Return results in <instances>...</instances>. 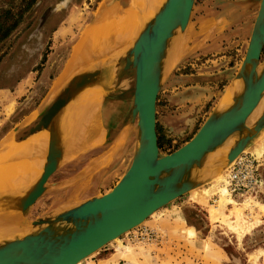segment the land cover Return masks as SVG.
Listing matches in <instances>:
<instances>
[{"label": "rangeland", "instance_id": "1", "mask_svg": "<svg viewBox=\"0 0 264 264\" xmlns=\"http://www.w3.org/2000/svg\"><path fill=\"white\" fill-rule=\"evenodd\" d=\"M250 2L255 0H195L188 27L178 31L171 44L157 98L161 156L189 142L237 82L258 14L257 4ZM129 7L130 0H0V24L4 30L13 27L0 42V142L5 138L16 144L13 140L29 135L50 105L51 89L85 32L101 23L110 10L121 14ZM131 43L128 48L125 44L121 47L128 50ZM119 48L95 56L88 68H102L117 56V62L123 60L126 50ZM113 65L117 67V63ZM123 66L124 62L118 63V70ZM126 75L131 92L133 73ZM92 93L100 103L103 140L85 145L81 140L80 146L81 138L68 140L67 156L51 177L48 194L27 212L25 224L107 194L129 169L138 147L137 124L129 123L113 143V153L109 152V142L102 144L107 134L103 100L98 92ZM229 100L230 96L221 102L228 105ZM87 102L95 103L91 99ZM261 107L249 125L253 126L264 110V101ZM235 140L220 150L218 157L213 155L216 164L209 165V180L203 186L138 227L155 230L161 236L156 244L133 242L130 237L137 233L136 228L81 264H264V169L263 188L256 198L233 200L226 190L227 176L225 181L216 180L225 174L221 156ZM260 144L264 150V134L247 153L255 155ZM122 145V151L114 153ZM209 190L208 198L195 201L199 191L201 195ZM2 226L24 230L17 217L3 219L0 229Z\"/></svg>", "mask_w": 264, "mask_h": 264}, {"label": "water", "instance_id": "2", "mask_svg": "<svg viewBox=\"0 0 264 264\" xmlns=\"http://www.w3.org/2000/svg\"><path fill=\"white\" fill-rule=\"evenodd\" d=\"M194 3L195 0H167L124 52L123 60L117 62V56L102 68L90 70L89 67L72 76L50 101L29 135L20 140L26 141L41 130L51 129L43 173L17 204V211L26 218L27 212L50 190L49 180L67 156L69 137L66 140L61 120L64 114H71L73 104L83 92L102 86L103 104L123 97L128 107L126 124L136 122L138 131V147L132 163L110 192L54 216L26 223L25 231L0 234V264L84 262L117 238L141 226L155 212L203 186L209 180L210 173L206 174L211 168L209 165L216 164L218 156L214 159L213 155L235 138V143L222 156L224 172H227V168L264 130V110L254 125H249L264 101V65L261 66L264 0H255L250 4H257V18L245 58L236 74V81H242V91L227 109H220L218 105L189 142L161 156L157 98L171 44L178 31L188 27ZM122 62L123 71L118 70V63ZM113 63H117V67ZM128 73H133L131 92H128Z\"/></svg>", "mask_w": 264, "mask_h": 264}, {"label": "bare ground", "instance_id": "3", "mask_svg": "<svg viewBox=\"0 0 264 264\" xmlns=\"http://www.w3.org/2000/svg\"><path fill=\"white\" fill-rule=\"evenodd\" d=\"M166 1L167 0H130V7L128 9H126L125 11H123L121 14L116 12V11H113V9L110 10L109 14L105 17V19L101 23H99L97 26L90 29L89 31L85 32L82 40L80 41L78 46L73 51L72 60L69 64L68 68L66 69V71L62 75V77L60 76L61 79L60 80L58 79L59 82L58 83L56 82L57 85L54 87L53 92L51 93L49 98L50 99L55 98L64 89L62 87H64V85L66 86L67 82H69L71 80L72 76H74L76 73H78L81 70L87 69L89 67V64L91 63V61L93 60V58L95 56H96V58L100 54L103 56L102 53H105V51H107L111 48L114 49V47H118V46H120V48L123 47V49L125 51L128 48V43L133 41V43H131V44H134V42L136 41V39L138 38V36L142 32V30L145 28L147 23L155 17L158 9H160ZM111 2H114V0H109V3H111ZM124 44L127 45L126 46L127 48H124V46L121 47V45H124ZM115 50H116V48H115ZM118 50H117V52H118ZM109 52L111 54L113 51L112 52L109 51ZM121 52L123 53L122 50H121ZM121 54H119V55H121ZM107 57H109V56H107ZM100 58H102V57L100 56ZM242 88H243V84H242V81H240V80L237 83H235L233 86H231L228 89V91L221 98L220 103H219V106H220L219 108L220 109H227L228 107H230L233 103V98L242 91ZM94 91L98 92L101 100H103V97H104L103 87L97 85L93 88L87 89L85 92H83L78 97L77 103L73 107L71 114L66 113L62 116L63 118L61 120V128L64 132L66 140H67V136L70 139V135L68 134V133H70V130L67 129V125L65 127L64 124L67 121H69V118L73 115V113L76 114V117L74 118V123H73V125H74L73 133L75 132L76 136L81 137V133H82V136L85 135L87 137V141H89L91 143H93V142L97 143L98 141H100V138H102L101 134H99L97 132L98 131L97 125L95 124V120L97 119L96 118L97 116L94 112V105L92 103L87 102V103H84V105L82 104V106H80L81 109L78 106L81 102V99L89 96L90 94L92 95L93 94L92 92H94ZM100 92L103 93V95ZM229 96H230V100L228 102V105L221 102L222 100L224 101V99L226 97H229ZM95 111H96V109H95ZM94 125H95V130H96V133L98 134V136L95 133ZM45 134L47 135V143H46L47 144L46 152H47V148L49 146L50 137H51V129L41 130V131L35 133L34 135H32L26 141H19V142H21V143L29 142L33 138L42 137ZM262 134H264V130L253 141V143L249 146V148L246 149L245 152H247V150H249L253 145H255L257 140H259L261 138ZM106 136H107V134H106ZM37 142L38 141L32 142V144L30 145V148H29L30 152H34V153L36 152V150H34V148H36ZM79 142H81V140ZM66 144H67V142H66ZM27 145L29 146V143ZM24 148H26V147L24 146ZM262 151L264 152V150L262 149V145L260 144L254 150V153L257 156V158H259V156L261 154H263ZM218 155H219V153L215 156H218ZM46 156H47V153H45V156L43 158L44 160H43L41 167H40L41 170H40L39 176L36 177V180L33 181L32 183H30L28 186H27V184H28L27 183L28 182V172L23 171L24 170L23 166H22L23 170H21L22 171L21 174H19L20 172L17 173V171H15L16 172L15 174H14V172L12 173V171H14L18 168V167L17 168L14 167L13 165H12L13 167L11 166L12 167L11 170H4L3 168L0 167L2 169V170L0 169V224L3 222V219H12V218L17 217L18 220H20L19 219V217H20L23 221L22 222L23 225H21L22 228L24 227L25 229H27V226L24 222V216L21 214V212L17 211V204H18V202L22 196L21 195L15 196L16 195L15 192L22 194L25 191V193L23 194V195H25L26 192L28 191V189L39 179V177L43 173V167H44V164L46 162ZM27 157H29V156H11V157H9V159H10V161L11 160L14 161V160H17L20 158L25 160V158H27ZM1 158H4V156ZM13 161H11V162H13ZM233 164H234V162L230 165V167H232ZM5 166H6V164H5ZM37 166H38V164H37ZM229 168H227V172L225 171L226 172L225 174L220 175V177H217L216 180L219 179L221 181H225L226 176L228 179V175H226V174H228ZM17 170L20 171L19 168ZM217 182H220V181H217ZM226 184H227V180H226ZM194 190H196V189H194ZM194 190H192L191 192H193ZM198 193L195 195L194 199H195V201L198 200V202H200V200H202L203 197L208 198L211 191L209 190V193L205 192V194H203L204 192L201 193V195L203 194L204 196L198 195ZM227 193L229 194L228 191H227ZM157 212H155V213H157ZM213 214L216 215L215 213H213ZM214 215L212 217H214ZM14 231H15L14 227L11 229V228H3V226H2V229H0V234H10ZM20 231H22V229ZM23 231H25V230H23ZM118 239H120V238H117L116 240H118ZM116 240H114V241H116Z\"/></svg>", "mask_w": 264, "mask_h": 264}, {"label": "crops", "instance_id": "4", "mask_svg": "<svg viewBox=\"0 0 264 264\" xmlns=\"http://www.w3.org/2000/svg\"><path fill=\"white\" fill-rule=\"evenodd\" d=\"M77 45V44H76ZM75 45V46H76ZM75 48V47H74ZM74 48H73V50H74ZM72 56H73V51H72V54H71V56H70V59H69V61H68V63H67V65H66V67L64 68V70H63V72L61 73V77H62V75L65 73V71H66V69L68 68V66H69V64H70V62H71V60H72ZM58 77L57 78V80L55 81V83H54V85H53V87H52V89H51V92H50V94H49V97H50V95H51V93L53 92V89H54V87L57 85V83L59 82V80L61 79V77ZM59 79V80H58ZM57 82V83H56ZM68 83V82H67ZM64 87H65V85H64ZM64 87H62V88H64ZM62 90V89H61ZM60 90V91H61ZM59 91V92H60ZM57 95V94H56ZM94 96H91V95H89V96H87V97H84L83 99H81V102H80V104L78 105L79 106V108H80V106H82V104L84 105V103L86 102V100H89V99H91V100H94L95 101V103H94V112H95V114H96V120H95V124L97 125V127L100 129V133H101V137L102 138H100V141H98L97 143L98 144H100L101 143V141L103 140V137H104V131H103V129H102V127H101V124H100V120H99V118H100V103H99V101H97V99L95 98ZM123 97H120V99L119 100H115V101H112V102H108V103H106V104H103L102 103V110H103V124H104V127L106 128V130H107V136H106V139L104 140V142H102V144L103 143H107V141L109 142L108 143V149H109V152H112L113 153V149H112V145H113V143L115 142V140L117 139V138H119V136L121 135V132L126 128L127 129V124H126V117H127V101L125 100V99H122ZM78 99V98H77ZM76 103H77V100H76V102L73 104V107L76 105ZM81 109V108H80ZM95 109H96V111H95ZM78 111V110H77ZM93 112V113H94ZM78 113V112H77ZM76 117V114L75 113H73V115L69 118V121H67L64 125H65V127H66V125H67V129H69L70 130V133H68L69 135H71V141L72 142H74L75 140L73 139V137H78V136H76V133L74 134L73 133V127H74V125H73V123H74V118ZM73 120V121H72ZM74 134V135H73ZM78 138H81L80 140H82L83 141V145H85V144H87L88 143V141H87V137L84 135V136H82V133H81V137H78ZM16 144H13L12 142H10V141H8V140H5V138H3L2 139V141L0 142V167L1 168H3L4 170H11L12 169V167L14 166V167H18L19 169H20V171L19 170H14V171H12V173L14 172V174L16 173L15 171H17V173H19V174H21V170H23V171H27L28 172V184H27V186L30 184V183H32L33 181H35L36 180V177H38L39 176V174H40V170H41V164H42V162H43V158H44V156H45V153H46V147H47V135L45 134L44 136H42V137H37V138H33L31 141H29V142H25V143H21V142H19V141H17V140H13ZM35 141H38L37 142V146H36V148H34V150H36V152L34 153V152H30L29 151V148H30V145L32 144V142H35ZM87 142V143H86ZM29 143V146L27 145ZM80 143L81 142H79V144H78V146H80ZM93 144H96V142H93ZM125 145V144H124ZM124 145H122V146H120V148L119 149H117V148H115V150H114V153H116L117 151L119 152V151H122V148H123V146ZM24 146L26 147V148H24ZM22 147V148H21ZM26 152H25V151ZM24 152V153H23ZM30 154H29V153ZM23 154V155H22ZM25 154V155H24ZM27 154V155H26ZM4 156V158H1V157H3ZM11 156H29V157H27V158H25V160L24 159H22V158H20V159H17V160H11V161H13V162H11L10 161V159H9V157H11ZM65 157L66 156H64V159H65ZM15 158V157H14ZM27 159V160H26ZM23 160V161H22ZM30 160V161H29ZM36 160V161H35ZM4 161V162H3ZM34 162V163H33ZM8 163V164H7ZM15 163V164H14ZM4 164V165H3ZM5 164H6V166H5ZM34 164V165H33ZM37 164H38V166H37ZM13 165V166H12ZM9 166V167H8ZM12 166V167H11ZM20 166V167H19ZM22 166H23V169H22ZM0 168V169H1ZM35 168V169H34ZM31 169V170H30ZM2 170V169H1ZM30 173V174H29ZM32 173V174H31ZM18 175V174H17ZM51 179V178H50ZM50 181L51 180H49V183H50ZM50 185H52V183L50 184ZM25 193V191L22 193V194H20V193H17V192H15V196H17V195H21V196H23V194ZM46 194H48V191L42 196V197H44ZM14 197V196H13ZM42 197L40 198V199H42ZM39 199V200H40ZM4 200V199H3ZM38 200V201H39ZM37 201V202H38ZM19 219H20V223H21V225H23V221H22V219L19 217ZM23 229L24 230H26L24 227H23Z\"/></svg>", "mask_w": 264, "mask_h": 264}, {"label": "built area", "instance_id": "5", "mask_svg": "<svg viewBox=\"0 0 264 264\" xmlns=\"http://www.w3.org/2000/svg\"><path fill=\"white\" fill-rule=\"evenodd\" d=\"M263 169L264 152L259 158L247 152L240 155L228 172L226 189L229 192V196L233 200L236 198H256L263 188ZM217 195L218 194H216V196ZM218 199L215 200L214 203H217ZM130 238L133 242L156 244L161 236L155 230L147 226H142L138 228L137 233L132 234Z\"/></svg>", "mask_w": 264, "mask_h": 264}, {"label": "trees", "instance_id": "6", "mask_svg": "<svg viewBox=\"0 0 264 264\" xmlns=\"http://www.w3.org/2000/svg\"><path fill=\"white\" fill-rule=\"evenodd\" d=\"M13 27L11 28H7V29H3V25L0 24V42L5 39L6 37H8V35L10 34L11 30H12ZM2 33V34H1ZM158 132V131H157ZM158 146H159V149L160 151L163 149V145L161 143V138L160 136L158 135ZM245 264V263H244Z\"/></svg>", "mask_w": 264, "mask_h": 264}]
</instances>
